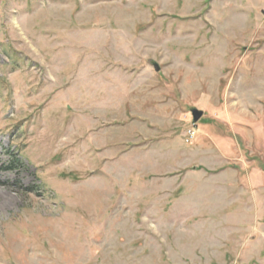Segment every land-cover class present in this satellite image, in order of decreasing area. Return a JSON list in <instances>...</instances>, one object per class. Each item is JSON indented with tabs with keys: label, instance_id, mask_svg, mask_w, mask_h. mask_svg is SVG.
Listing matches in <instances>:
<instances>
[{
	"label": "rangeland",
	"instance_id": "obj_1",
	"mask_svg": "<svg viewBox=\"0 0 264 264\" xmlns=\"http://www.w3.org/2000/svg\"><path fill=\"white\" fill-rule=\"evenodd\" d=\"M0 264H264V0H0Z\"/></svg>",
	"mask_w": 264,
	"mask_h": 264
},
{
	"label": "water",
	"instance_id": "obj_2",
	"mask_svg": "<svg viewBox=\"0 0 264 264\" xmlns=\"http://www.w3.org/2000/svg\"><path fill=\"white\" fill-rule=\"evenodd\" d=\"M154 68H155L156 72L160 71V67L157 64H154ZM203 115H204V113L201 112V111H198L196 109L192 110L193 120L196 123L199 122L202 119Z\"/></svg>",
	"mask_w": 264,
	"mask_h": 264
}]
</instances>
